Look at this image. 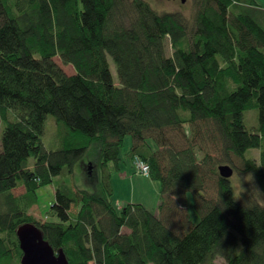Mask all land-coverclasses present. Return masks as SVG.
Instances as JSON below:
<instances>
[{
  "label": "trees",
  "instance_id": "16d2710c",
  "mask_svg": "<svg viewBox=\"0 0 264 264\" xmlns=\"http://www.w3.org/2000/svg\"><path fill=\"white\" fill-rule=\"evenodd\" d=\"M184 11L148 0H0V264H22L25 223L68 264H264V6L192 0ZM49 116L54 149L42 139ZM127 137L129 165L137 172L140 158L160 183L156 212L113 202ZM94 144L92 192L71 176ZM222 165L249 179L236 186ZM53 183L38 219L30 210Z\"/></svg>",
  "mask_w": 264,
  "mask_h": 264
},
{
  "label": "rangeland",
  "instance_id": "374dc122",
  "mask_svg": "<svg viewBox=\"0 0 264 264\" xmlns=\"http://www.w3.org/2000/svg\"><path fill=\"white\" fill-rule=\"evenodd\" d=\"M155 9L159 11H180L185 10L184 12L188 15L192 13V0H186V2H181L180 0H148ZM257 3L264 6V0H256ZM68 74H73L74 69L70 65H64L61 63L59 59L55 60ZM111 71L114 77V81L117 85H119V80L117 78V72L115 64L112 59L109 58ZM245 123L248 128H254L257 123V112L256 111H248L245 113ZM57 124L53 116H49L46 120L45 124V133L43 135V142L45 146L49 149H54L57 146ZM2 136V124L0 122V140ZM131 137H127L125 139V146L121 153L122 157V172L118 171L113 173L111 182L114 190L113 194V202L115 204H124L127 202L141 203L147 209L152 212H156L159 198H160V183L157 181L151 180L149 169H144L142 167V173H140L139 169H136L137 172L129 165L127 153L130 150L131 146ZM249 156H253L254 158H259L258 150H250L248 152ZM87 159L84 163L79 164V168L75 169L74 175L71 176L72 182L76 184L79 188H84L95 192L98 189V158H99V146L94 144L89 152L86 154ZM140 173L137 174V173ZM234 176V175H233ZM238 177V178H237ZM249 179L248 175H237L234 176V183L236 186H242L244 180ZM241 180V181H240ZM57 182H63L62 179H57ZM56 184V183H55ZM55 184L47 185L42 187L39 193V204L34 205L30 212L33 216L38 219H46V211L49 209L51 202L54 200V188ZM15 195H20L24 193L23 187H18L13 190ZM192 207V205H191ZM199 217L194 214V221H198ZM216 263L222 264V259H217Z\"/></svg>",
  "mask_w": 264,
  "mask_h": 264
},
{
  "label": "water",
  "instance_id": "95a60500",
  "mask_svg": "<svg viewBox=\"0 0 264 264\" xmlns=\"http://www.w3.org/2000/svg\"><path fill=\"white\" fill-rule=\"evenodd\" d=\"M186 2V0H180ZM219 173L225 178L233 175V169L228 165L218 168ZM20 248L22 250V264H68L63 250H56L45 240L39 227L33 223H25L16 231Z\"/></svg>",
  "mask_w": 264,
  "mask_h": 264
},
{
  "label": "built area",
  "instance_id": "2783aa9c",
  "mask_svg": "<svg viewBox=\"0 0 264 264\" xmlns=\"http://www.w3.org/2000/svg\"><path fill=\"white\" fill-rule=\"evenodd\" d=\"M134 164H135L136 169L141 170V171H139L140 173H142V167H140V165H141V166H144V169L146 168V170L149 169L148 165H147L146 163H144V162H143L140 158H138V157L134 158ZM139 172H138V173H139Z\"/></svg>",
  "mask_w": 264,
  "mask_h": 264
},
{
  "label": "crops",
  "instance_id": "0c3cea01",
  "mask_svg": "<svg viewBox=\"0 0 264 264\" xmlns=\"http://www.w3.org/2000/svg\"><path fill=\"white\" fill-rule=\"evenodd\" d=\"M79 164H80V163H79ZM84 165H85V163H84ZM120 173H123V172H122V166H121V170H120ZM156 211H157V210H156Z\"/></svg>",
  "mask_w": 264,
  "mask_h": 264
}]
</instances>
